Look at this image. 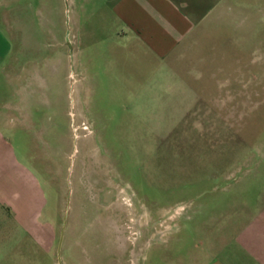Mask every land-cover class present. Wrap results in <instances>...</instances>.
<instances>
[{"label":"rangeland","instance_id":"374dc122","mask_svg":"<svg viewBox=\"0 0 264 264\" xmlns=\"http://www.w3.org/2000/svg\"><path fill=\"white\" fill-rule=\"evenodd\" d=\"M102 1L18 0L24 68L48 86L0 125V264H195L264 207V0L200 7L183 59L146 62L133 94L82 69L117 20ZM217 69L241 96L212 138L190 112Z\"/></svg>","mask_w":264,"mask_h":264},{"label":"crops","instance_id":"0c3cea01","mask_svg":"<svg viewBox=\"0 0 264 264\" xmlns=\"http://www.w3.org/2000/svg\"><path fill=\"white\" fill-rule=\"evenodd\" d=\"M214 1L112 0L110 4L108 0L102 1L104 7L109 4L117 20L111 26V36L99 41L102 45L100 54L87 56V63L82 66L86 72L94 70L92 73L96 77L92 80V86L105 90L106 94L146 92V62H164L169 57L183 59L184 53L178 48L182 49L184 44L190 42L199 20L206 12L215 10ZM51 2L42 0L48 13L52 12ZM0 7H3L0 25L5 27L7 33L0 37V92L4 98L0 103V125L6 129L22 121L23 102L27 108L31 107L33 92L39 86L36 82L40 80L41 86L47 87L48 80L43 75L40 78L36 62L33 63L32 59L29 60L30 65L24 68L27 55L22 51L25 41L19 25L18 13L21 8L18 0H0ZM200 7L204 9L201 12L204 15L198 18L195 14ZM135 59L141 68L139 71L134 68ZM47 67L51 69L49 64ZM123 71L125 74L120 76ZM205 71L202 74L211 84L196 89L198 93L190 117L193 129H198L204 136L216 138L219 130L228 126L227 117L232 109L228 105L240 98L241 92H231L229 81L219 82L221 70ZM136 76L142 78L139 87L133 84ZM120 77L126 80H120ZM27 120H30L29 117ZM179 241L183 239L180 237ZM196 258L195 264H264V207L224 245L210 250L198 248Z\"/></svg>","mask_w":264,"mask_h":264}]
</instances>
